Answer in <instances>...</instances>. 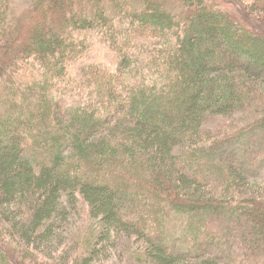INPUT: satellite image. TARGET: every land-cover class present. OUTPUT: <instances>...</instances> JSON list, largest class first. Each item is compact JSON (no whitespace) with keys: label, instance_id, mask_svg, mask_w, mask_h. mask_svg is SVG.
Wrapping results in <instances>:
<instances>
[{"label":"trees","instance_id":"16d2710c","mask_svg":"<svg viewBox=\"0 0 264 264\" xmlns=\"http://www.w3.org/2000/svg\"><path fill=\"white\" fill-rule=\"evenodd\" d=\"M17 1L0 0V264H98L122 236L142 264H264L263 29L218 0ZM82 201L100 229L65 247Z\"/></svg>","mask_w":264,"mask_h":264},{"label":"rangeland","instance_id":"374dc122","mask_svg":"<svg viewBox=\"0 0 264 264\" xmlns=\"http://www.w3.org/2000/svg\"><path fill=\"white\" fill-rule=\"evenodd\" d=\"M217 2L222 4L224 9L236 17L240 22L248 25V27L255 28L256 26V28L263 29L264 32V21L250 16L247 13L246 8L241 4L240 0H218ZM16 7H19L20 13H25V0L17 1ZM23 23L24 22L21 21V24ZM203 41L204 40L200 42L203 44ZM201 43L200 47H202ZM92 49L91 58L94 62L106 64L115 70L118 68L119 61L117 55L108 47L105 42L102 41V38L99 35L95 34L94 45ZM184 53L186 55L188 54L186 52V47ZM74 216L75 217L68 224H66V233H62L63 238L65 236L69 238L65 247L73 246L81 239H87V241L92 240L94 235H96L100 229L99 220L91 218L89 206L85 201H82L79 213L76 212ZM82 234L88 236L81 237ZM144 246L145 243L136 236H122L116 243V247L113 249V251L107 253L98 264H142L143 262H140L138 255L144 250ZM34 253L38 256L41 255L40 252L36 250Z\"/></svg>","mask_w":264,"mask_h":264}]
</instances>
